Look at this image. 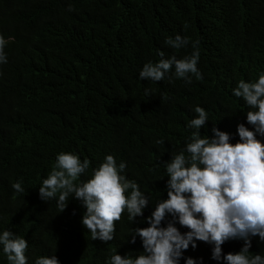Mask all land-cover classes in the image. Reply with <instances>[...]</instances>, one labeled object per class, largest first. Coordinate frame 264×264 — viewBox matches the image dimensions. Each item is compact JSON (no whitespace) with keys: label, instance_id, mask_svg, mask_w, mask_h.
Returning a JSON list of instances; mask_svg holds the SVG:
<instances>
[{"label":"trees","instance_id":"obj_1","mask_svg":"<svg viewBox=\"0 0 264 264\" xmlns=\"http://www.w3.org/2000/svg\"><path fill=\"white\" fill-rule=\"evenodd\" d=\"M177 35L189 43L167 45ZM0 36L7 41V63L0 64V233L27 241V264L54 255L59 264H112L116 254H145L140 237L131 240L168 198L165 165L181 152L188 155L194 109L208 115L202 137L213 138L215 127L236 144L239 124L254 131L247 112L257 109L233 90L264 73V0H0ZM193 44L201 79L189 74L187 83L174 76V67L159 82L139 78L146 63L160 61V51L183 59ZM256 138L264 143V136ZM62 152L90 162L77 185L108 155L117 167L124 163L120 174L149 200L143 215L132 221L125 210L113 240H93L82 224L86 208L74 194L62 212L59 193L48 201L39 196ZM169 222L182 235L189 231L171 215L160 227ZM248 239L249 255L264 257V241ZM193 243L178 264L189 258L227 264L224 257L245 246L244 239H229L216 260L213 244ZM0 264H8L2 246Z\"/></svg>","mask_w":264,"mask_h":264},{"label":"clouds","instance_id":"obj_2","mask_svg":"<svg viewBox=\"0 0 264 264\" xmlns=\"http://www.w3.org/2000/svg\"><path fill=\"white\" fill-rule=\"evenodd\" d=\"M6 43L0 36V64L7 63ZM166 43L172 48H181L189 40L177 35ZM193 49L191 56L183 59L174 55L165 58L166 53L160 51V61L146 63L139 78L159 82L174 67V76L178 79L191 83L189 74L201 79L197 69L199 49L195 44ZM233 95L243 98L251 109H257L247 112V122L254 131L239 124L240 142L236 144L229 143V134L215 127L212 129L213 138L202 137L199 130L208 121V115L202 107H196L194 111L198 115L188 125L196 130L186 145L188 155L181 152L165 165L168 198L155 206L147 220L150 226L136 229L131 240L135 243V237L139 236L145 254L136 258L116 254L112 257V264H178L182 251L187 250L189 244L196 247L194 240L213 244V259L219 260L221 245L236 238L244 239L245 246L237 254L226 255L227 264H264L261 255H249L251 243L248 239L258 236L264 241V143L256 138L257 133L264 136V73L256 82L239 81ZM89 163L86 159L81 162L74 154H58L52 171L39 187V196L48 201L59 193L57 206L62 212L70 194H74L86 208L82 224L92 239L111 241L115 222L121 219L125 210L133 221L143 215L149 200L137 183L120 174L125 164L117 167L111 155L94 170L91 179L77 185L75 181L89 168ZM12 187L18 192L23 191L20 183ZM129 189L130 196L127 195ZM166 215H171L174 220L178 218V223L189 231L182 235L173 222L160 227ZM0 246L8 264H27L25 251L28 243L24 238L6 230L0 233ZM35 264H59V261L54 255L38 258ZM186 264L195 262L189 258Z\"/></svg>","mask_w":264,"mask_h":264}]
</instances>
